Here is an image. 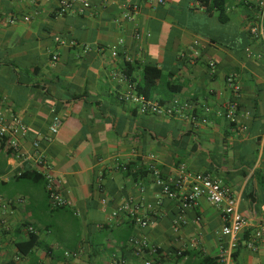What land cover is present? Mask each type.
<instances>
[{
    "label": "crops",
    "instance_id": "crops-1",
    "mask_svg": "<svg viewBox=\"0 0 264 264\" xmlns=\"http://www.w3.org/2000/svg\"><path fill=\"white\" fill-rule=\"evenodd\" d=\"M88 1L84 14L59 16L56 0H0V109L27 127L23 150L33 152L38 142L49 167L41 173L34 163L20 164L0 142V199L11 201L0 209V264H142L132 237L156 246L155 258L167 264H202L229 252L223 208L208 199L176 224L178 205L153 184L149 154L164 175L185 165L221 181L251 223L239 235L233 264H264V243L247 247L264 227V0H224L225 21L197 0ZM131 5L139 6L132 20ZM256 25L259 37L251 32ZM128 64L137 86L144 65L160 68L151 99L195 104L208 122L145 116L120 101L124 86L116 77ZM228 74L242 88L233 121L220 114L231 97ZM27 171L42 177H19ZM46 173L70 206L51 205ZM158 201L152 214L147 206ZM126 205L148 214L151 224L136 226L122 212ZM32 235L36 245L24 254L19 245ZM65 251L79 255L67 258Z\"/></svg>",
    "mask_w": 264,
    "mask_h": 264
},
{
    "label": "built area",
    "instance_id": "built-area-1",
    "mask_svg": "<svg viewBox=\"0 0 264 264\" xmlns=\"http://www.w3.org/2000/svg\"><path fill=\"white\" fill-rule=\"evenodd\" d=\"M159 3L162 4L164 1L159 0ZM56 4V12L59 16H65L74 12L84 14L91 9V4L88 0H56ZM260 5L264 9V1ZM127 11L126 16L132 20L138 14L139 6L131 5ZM23 19L25 21L29 20L28 17H24ZM15 21V17L9 19L11 24ZM251 32L255 37H259L261 34V26H254ZM111 54L114 58L118 57V52L116 51ZM53 59H56V57ZM209 65L211 69H215L214 62H211ZM116 78L124 86L118 95L119 100L133 105L141 115L182 118L190 120L194 124L198 123L202 125L208 122L205 118L199 119L197 117L195 104L189 102L183 103L178 100L170 103H162L147 99L138 93L137 85L130 81L126 73L117 74ZM226 86L231 93V97L223 103L220 114L226 120L233 121L236 119L239 110V99L242 88L232 74L227 75ZM59 126L60 118L59 116H54L50 127L51 133L56 134ZM26 132L27 127L22 122L9 119L4 111L0 109V142L15 154L20 164L23 165L25 162L34 163L39 172L45 173L49 167L44 153L40 150L39 143L35 142L33 144V152L24 151L21 146L20 140ZM145 160L147 171L153 180V184L159 188L162 197L174 200L178 205L179 216L176 220L177 225L181 226L186 223L184 214L187 210L197 205L201 198H206L213 205L223 208L225 224L222 228V234L230 238V251L227 253L223 252L218 259L220 264H233V252L238 247L239 235L251 226L250 220L241 213L237 199L233 194L222 185L221 181L214 179L210 174L191 173L185 165H180L177 167L174 175H164L158 168V161L155 154L147 155ZM18 175L21 176L22 173L20 172ZM46 177L48 179L47 188L51 205L54 207L70 206V201L65 199L53 184L51 175L46 173ZM19 201L22 202V200ZM10 203L11 201L0 199V209L5 208ZM160 205L161 202L158 201L156 206L150 204L147 207L151 213L154 212L156 214L157 211L155 209ZM122 212L127 214L134 224L141 229L151 224L149 215L141 213L137 206L132 208L130 205H126L122 208ZM119 215L120 212H114L112 217L117 218ZM28 229L31 233H34L32 227ZM257 242L264 243V227H258L254 230L253 239L247 243V247L252 250H257ZM129 243L133 248L134 254L142 258V264H167L155 258L158 254V248L148 244L145 239L132 237ZM64 254L67 258L77 257L79 255V253L69 251H65Z\"/></svg>",
    "mask_w": 264,
    "mask_h": 264
},
{
    "label": "trees",
    "instance_id": "trees-1",
    "mask_svg": "<svg viewBox=\"0 0 264 264\" xmlns=\"http://www.w3.org/2000/svg\"><path fill=\"white\" fill-rule=\"evenodd\" d=\"M203 5L210 7H216L219 12V18L221 21H225L227 17L225 16V1L224 0H197ZM134 71V67L130 64L126 67V74L130 76L132 72ZM163 77V72L160 68L154 65H144L143 66V84L137 86V91L140 95L144 96L147 99H151L153 96V90L155 89L157 85V81H159ZM4 146V145H3ZM145 170V168H144ZM146 171V170H145ZM42 177V175L35 171H27L22 173L20 178L24 177ZM36 245V236L32 235L30 240L25 244V247L22 245H19V249L24 254H29L30 250ZM236 254H234V257ZM7 264H15L13 262H9ZM202 264H220L218 258H211V257H205L202 261Z\"/></svg>",
    "mask_w": 264,
    "mask_h": 264
}]
</instances>
